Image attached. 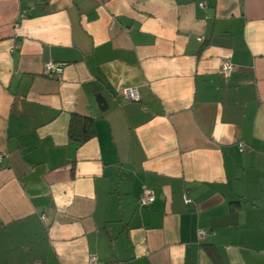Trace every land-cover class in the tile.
Here are the masks:
<instances>
[{
	"label": "crops",
	"instance_id": "0c3cea01",
	"mask_svg": "<svg viewBox=\"0 0 264 264\" xmlns=\"http://www.w3.org/2000/svg\"><path fill=\"white\" fill-rule=\"evenodd\" d=\"M0 156V264H264V0H0Z\"/></svg>",
	"mask_w": 264,
	"mask_h": 264
},
{
	"label": "built area",
	"instance_id": "2783aa9c",
	"mask_svg": "<svg viewBox=\"0 0 264 264\" xmlns=\"http://www.w3.org/2000/svg\"><path fill=\"white\" fill-rule=\"evenodd\" d=\"M199 6L202 8L204 7V4L200 3ZM24 15H25L24 12H21L19 17L23 18ZM198 40L200 41L201 38H198ZM220 68H221V73L224 77H229L233 71L232 66L226 60L221 62ZM45 72L46 74H53V76L59 77L60 69H59V66H57L54 63H47L45 64ZM119 98H120L119 99L120 103L136 102L139 100V96H138V92L136 88L122 89L120 91ZM237 149H238V152L243 153L248 149V145H246L244 142L239 141L237 142ZM1 162H2V156H0V164ZM153 201H154V197H153L152 192L148 189H143L138 199V203L142 206H148L152 204ZM185 202H188L187 198H185ZM41 219L44 221L43 216H41ZM203 236H204L203 232H199L200 240L203 238ZM88 264H101V262L97 259L96 256H90Z\"/></svg>",
	"mask_w": 264,
	"mask_h": 264
},
{
	"label": "trees",
	"instance_id": "16d2710c",
	"mask_svg": "<svg viewBox=\"0 0 264 264\" xmlns=\"http://www.w3.org/2000/svg\"><path fill=\"white\" fill-rule=\"evenodd\" d=\"M92 119L73 116L70 120V134L74 130L81 132L82 140L87 139L92 133Z\"/></svg>",
	"mask_w": 264,
	"mask_h": 264
},
{
	"label": "water",
	"instance_id": "95a60500",
	"mask_svg": "<svg viewBox=\"0 0 264 264\" xmlns=\"http://www.w3.org/2000/svg\"><path fill=\"white\" fill-rule=\"evenodd\" d=\"M96 103H97L98 108L100 110H104L108 107L106 104V101L104 100V98L101 95L96 96Z\"/></svg>",
	"mask_w": 264,
	"mask_h": 264
}]
</instances>
